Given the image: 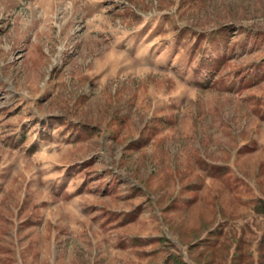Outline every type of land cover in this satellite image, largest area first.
Masks as SVG:
<instances>
[{"label": "rangeland", "instance_id": "1", "mask_svg": "<svg viewBox=\"0 0 264 264\" xmlns=\"http://www.w3.org/2000/svg\"><path fill=\"white\" fill-rule=\"evenodd\" d=\"M0 264H264V0H0Z\"/></svg>", "mask_w": 264, "mask_h": 264}]
</instances>
